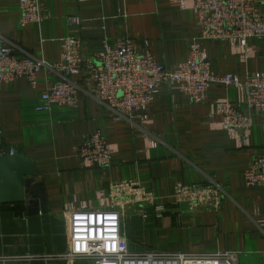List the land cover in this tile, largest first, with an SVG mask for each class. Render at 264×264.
<instances>
[{"label":"crops","instance_id":"crops-1","mask_svg":"<svg viewBox=\"0 0 264 264\" xmlns=\"http://www.w3.org/2000/svg\"><path fill=\"white\" fill-rule=\"evenodd\" d=\"M196 0H42L46 18L22 25L17 0H0V34L37 59L60 60L62 40L82 41L85 66L97 62L104 39H130L169 67L188 57L192 45L204 49L217 75L244 80L264 71V38L248 42L250 55L227 41L206 38L198 23ZM264 12V0L259 1ZM78 18L72 23L71 18ZM86 72L72 77L79 85L75 106L38 111L41 93L60 75L43 69L33 88L25 77L0 83V136L37 167L48 211L30 213L27 203H0V256L35 255L32 264H94L65 257L70 251L67 211L122 207L124 233L134 253H236L238 264H264V187L246 184L245 171L264 154V114L249 106L235 85L213 82L207 99L196 103L177 83H161L149 124L136 117L115 119L95 95ZM228 99L253 118L250 145L240 146L235 132L222 129L213 106ZM103 131L116 149L108 167H85L77 148L82 138ZM150 140H157L155 147ZM123 184L118 188V184ZM178 183H215L223 192L218 208L191 207L172 195ZM143 187L165 206L157 217L152 203L132 200ZM143 213L147 214L144 217Z\"/></svg>","mask_w":264,"mask_h":264},{"label":"built area","instance_id":"built-area-1","mask_svg":"<svg viewBox=\"0 0 264 264\" xmlns=\"http://www.w3.org/2000/svg\"><path fill=\"white\" fill-rule=\"evenodd\" d=\"M21 7L22 25L41 23L46 15L42 0H17ZM260 0H196L198 23L206 38L229 42L243 59L249 55L248 42L264 38V12ZM78 23V18H71ZM60 60L49 63L37 59L0 34V83H11L25 77L36 88L39 73L47 68L60 75L51 87L41 93L38 111H48L54 105L75 106L79 85L72 77L89 72L96 98L109 107L115 119L125 118L149 124L151 106L161 83H177L181 91L196 103L207 99L213 82L235 85L244 93V101L264 114V71L248 75L244 80L233 74L217 75L211 67L204 49L191 46L185 61L167 66L160 64L148 45L142 51L130 39H104L97 53V62L85 66L82 41L78 37L62 40ZM213 106L223 115L222 129L235 132L240 146L250 145L253 118L241 111L228 99H218ZM150 140V146H157ZM116 149L101 130L85 135L77 152L85 167H108ZM14 146H6L0 136V156L16 154ZM246 184L264 187V154L257 156L245 171ZM123 184H118V188ZM224 192L215 183L204 185L178 183L172 195L177 203L188 202L191 207L218 208ZM132 200L152 203L157 217H162L165 206L156 203V197L143 187L132 191ZM70 225V251L65 255L71 260H88L94 264H229L235 260L231 252L216 254L165 253L147 251L134 253L124 233L122 207L77 208L67 211ZM144 217H147L143 213ZM264 233V217L258 222ZM35 255L0 256V264H32Z\"/></svg>","mask_w":264,"mask_h":264},{"label":"water","instance_id":"water-1","mask_svg":"<svg viewBox=\"0 0 264 264\" xmlns=\"http://www.w3.org/2000/svg\"><path fill=\"white\" fill-rule=\"evenodd\" d=\"M37 167L23 153L0 156V203H27L30 213L47 212V197Z\"/></svg>","mask_w":264,"mask_h":264},{"label":"rangeland","instance_id":"rangeland-1","mask_svg":"<svg viewBox=\"0 0 264 264\" xmlns=\"http://www.w3.org/2000/svg\"><path fill=\"white\" fill-rule=\"evenodd\" d=\"M146 214V213H145ZM147 215V214H146ZM186 253V252H185ZM235 254V260H230L229 261V264H238V255L236 254V253H234Z\"/></svg>","mask_w":264,"mask_h":264}]
</instances>
